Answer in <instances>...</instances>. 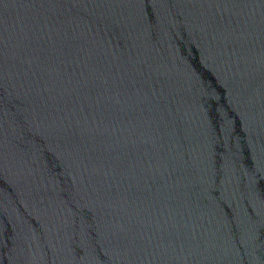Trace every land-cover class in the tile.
<instances>
[{"label": "water", "instance_id": "obj_1", "mask_svg": "<svg viewBox=\"0 0 264 264\" xmlns=\"http://www.w3.org/2000/svg\"><path fill=\"white\" fill-rule=\"evenodd\" d=\"M0 264H264V0H0Z\"/></svg>", "mask_w": 264, "mask_h": 264}]
</instances>
